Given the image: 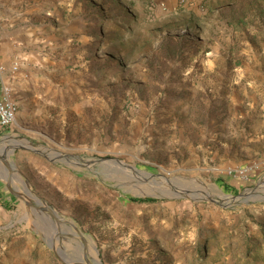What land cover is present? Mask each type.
<instances>
[{"label":"rangeland","instance_id":"rangeland-1","mask_svg":"<svg viewBox=\"0 0 264 264\" xmlns=\"http://www.w3.org/2000/svg\"><path fill=\"white\" fill-rule=\"evenodd\" d=\"M181 2L0 0V264H264V0Z\"/></svg>","mask_w":264,"mask_h":264},{"label":"crops","instance_id":"crops-1","mask_svg":"<svg viewBox=\"0 0 264 264\" xmlns=\"http://www.w3.org/2000/svg\"><path fill=\"white\" fill-rule=\"evenodd\" d=\"M20 7V6H19ZM26 13H28L27 11H25V9L23 7L18 8L16 7V9L13 10V12L7 16L6 19H2V46L0 49V63L3 66H6L10 69V64L11 62H22L24 58H22V56L24 55L22 53V50L24 48V46L26 45V43H28V37L30 36V32L32 31L31 29H26V25L24 23H26V20L28 19V17H26ZM22 55V56H21ZM26 65H22V67L19 68V71L16 73H14V83L17 80L19 82V86L22 90L21 92V96H22V100L28 99V92L25 90L26 89V84H27V75L28 73L24 71V67ZM16 85V83H15ZM47 95L48 93L51 92V88L47 90ZM44 92V91H43ZM54 96V95H53ZM45 97V101L47 102H54V100L56 98H53L52 95L51 96H44ZM28 103L27 105L24 104V101L22 102V104H19V109L17 112L18 118L20 117V120L23 122L26 121H30V120H39V121H44L45 118L47 117V115H44L41 113V110H39V114H35V115H29L26 113V109L28 107ZM3 199L7 202V204H11L12 201L10 200V198H8V196H6L5 194H0Z\"/></svg>","mask_w":264,"mask_h":264},{"label":"built area","instance_id":"built-area-1","mask_svg":"<svg viewBox=\"0 0 264 264\" xmlns=\"http://www.w3.org/2000/svg\"><path fill=\"white\" fill-rule=\"evenodd\" d=\"M181 3H185L182 0ZM2 39L0 37V49ZM18 70L17 66L11 68L12 74ZM5 66L0 63V130L10 127L16 120L18 106L12 98V89L5 80Z\"/></svg>","mask_w":264,"mask_h":264},{"label":"trees","instance_id":"trees-1","mask_svg":"<svg viewBox=\"0 0 264 264\" xmlns=\"http://www.w3.org/2000/svg\"><path fill=\"white\" fill-rule=\"evenodd\" d=\"M128 200L133 202V203H139V204H150V203H156L157 201L152 199V198H133V197H128ZM0 205L4 208H9L10 204H7V202L3 199V197L0 195Z\"/></svg>","mask_w":264,"mask_h":264},{"label":"water","instance_id":"water-1","mask_svg":"<svg viewBox=\"0 0 264 264\" xmlns=\"http://www.w3.org/2000/svg\"><path fill=\"white\" fill-rule=\"evenodd\" d=\"M115 162H117V163H120L122 166H124V167H126L127 165H125L124 163H122V162H119V161H115ZM128 167V166H127ZM28 206H29V204H27ZM31 207H34V206H31ZM34 208H36V207H34ZM37 209V208H36ZM42 209V208H41ZM42 210H44V209H42ZM44 211H47V213H49L51 216H53V217H56L55 216V213L49 208V207H46L45 208V210ZM98 264H100L99 262H98Z\"/></svg>","mask_w":264,"mask_h":264},{"label":"bare ground","instance_id":"bare-ground-1","mask_svg":"<svg viewBox=\"0 0 264 264\" xmlns=\"http://www.w3.org/2000/svg\"><path fill=\"white\" fill-rule=\"evenodd\" d=\"M147 192V191H146Z\"/></svg>","mask_w":264,"mask_h":264}]
</instances>
